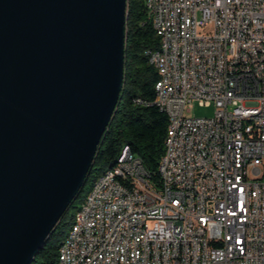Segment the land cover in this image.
<instances>
[{"label":"built area","instance_id":"2783aa9c","mask_svg":"<svg viewBox=\"0 0 264 264\" xmlns=\"http://www.w3.org/2000/svg\"><path fill=\"white\" fill-rule=\"evenodd\" d=\"M144 5L167 116L158 178L128 149L85 197L61 264H264V0ZM191 101L214 115H184Z\"/></svg>","mask_w":264,"mask_h":264},{"label":"water","instance_id":"95a60500","mask_svg":"<svg viewBox=\"0 0 264 264\" xmlns=\"http://www.w3.org/2000/svg\"><path fill=\"white\" fill-rule=\"evenodd\" d=\"M128 0H0V264H30L92 165Z\"/></svg>","mask_w":264,"mask_h":264},{"label":"trees","instance_id":"16d2710c","mask_svg":"<svg viewBox=\"0 0 264 264\" xmlns=\"http://www.w3.org/2000/svg\"><path fill=\"white\" fill-rule=\"evenodd\" d=\"M158 47L159 40L144 0H128L123 81L114 114L103 132L82 186L30 264H53L56 261L59 247L89 190L96 179L115 164L125 146L142 159L154 180L158 178L157 166L164 152L167 116L153 103L158 73L146 53ZM136 98L142 102L134 101Z\"/></svg>","mask_w":264,"mask_h":264},{"label":"bare ground","instance_id":"6f19581e","mask_svg":"<svg viewBox=\"0 0 264 264\" xmlns=\"http://www.w3.org/2000/svg\"><path fill=\"white\" fill-rule=\"evenodd\" d=\"M151 21H152V25H153V14H148ZM126 151H128V147L125 146L121 152V154L118 156L115 164L111 167H117L120 166V161H122L123 159H125L126 157ZM111 168L104 173L103 175H100L96 181L94 182L93 186L91 187V189L89 190L87 196L93 195V190H95V184H101L102 181H104V184H113V173H111ZM84 212H86V202H83L80 206V208L78 209L76 215H75V221L71 226V229L69 230L68 234L66 235V238L64 239L63 243L61 244V246L59 247V251H58V256L56 258V261L53 264H61L62 260H63V245L66 244V240H68L69 235H72V233H74V224L75 222H77L78 220V214H84Z\"/></svg>","mask_w":264,"mask_h":264},{"label":"rangeland","instance_id":"374dc122","mask_svg":"<svg viewBox=\"0 0 264 264\" xmlns=\"http://www.w3.org/2000/svg\"><path fill=\"white\" fill-rule=\"evenodd\" d=\"M187 109L188 110H185L184 115L189 117H212L215 113L216 107L213 103L210 105H201L197 101H191L190 105L187 106Z\"/></svg>","mask_w":264,"mask_h":264}]
</instances>
